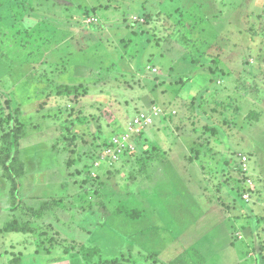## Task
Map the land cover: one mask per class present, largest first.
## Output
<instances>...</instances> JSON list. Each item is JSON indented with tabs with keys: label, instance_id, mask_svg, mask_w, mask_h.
Listing matches in <instances>:
<instances>
[{
	"label": "rangeland",
	"instance_id": "374dc122",
	"mask_svg": "<svg viewBox=\"0 0 264 264\" xmlns=\"http://www.w3.org/2000/svg\"><path fill=\"white\" fill-rule=\"evenodd\" d=\"M155 51L171 61L153 64L157 72L144 67ZM173 61L199 65L188 76L206 73L208 87L169 99L190 84L166 85L160 70ZM152 105L165 117L144 143L127 126ZM255 128L264 148V0H0V211L29 218L51 264H160L176 230L182 243L213 247L218 213L194 197L250 217L242 196L259 198L243 183L264 169L249 173L238 153ZM114 134L127 149L99 158ZM232 135L239 148L224 153ZM215 136L219 154L207 146ZM179 251L197 264L194 247Z\"/></svg>",
	"mask_w": 264,
	"mask_h": 264
},
{
	"label": "crops",
	"instance_id": "0c3cea01",
	"mask_svg": "<svg viewBox=\"0 0 264 264\" xmlns=\"http://www.w3.org/2000/svg\"><path fill=\"white\" fill-rule=\"evenodd\" d=\"M159 50V48H158ZM158 52V51H157ZM169 55L166 56L165 54L161 57L158 56V54H156V51L152 53V55L148 56L150 57L149 61L152 60V63L144 64V60L146 59L145 56H142V63L145 65H148L149 67H151L152 69L149 71H156L158 69H156V67H153L154 65H158V67H160L159 64H163L164 62H171L169 60ZM147 57V58H148ZM179 61H173V67L170 69L171 70H167L164 68H161L160 72L161 75L163 76V78L169 77L170 79L167 80V84L166 85H173L176 86L178 85V82H180V78L185 79V76L188 77V80L185 83H189L190 84L187 86L189 90H187L185 92L186 93H190L192 92L191 90L196 89L197 90H202V88L208 87V84L205 83V81L207 80L206 77V73L207 70H204L203 72L205 74H203L202 76H199L197 78H195L194 80L192 78H190L188 75L190 74V70L192 69V71L194 70H198L200 71V66L197 64H193L192 66H187V64H180L178 63ZM142 64V66H143ZM180 64L181 69L178 68V65ZM135 65V64H134ZM190 69V70H189ZM189 70V71H188ZM188 71V72H187ZM153 73V72H152ZM155 73V72H154ZM167 76H166V74ZM192 73V72H191ZM194 73V72H193ZM165 75V76H164ZM154 77H159V75H153ZM162 78V79H163ZM177 81V83H176ZM171 82V83H170ZM207 84V85H206ZM203 86V87H202ZM188 93V94H189ZM188 94H186V96H182L183 91L180 92V96L181 97H177L175 95H173L172 97H170L169 93L167 95V97L169 99H174L173 97L180 99L182 101L186 100L188 98ZM155 96H159L158 93L155 94ZM163 96H159V98H162ZM184 97V98H183ZM178 100V101H180ZM157 105V103H155ZM262 118L260 120L261 124ZM155 123V122H154ZM259 126V125H258ZM125 129V128H124ZM153 129H154V125H150L148 127H146L143 132L141 134H143L144 137V143H147L148 140L150 139V137L153 136ZM256 131L253 130L252 132H249V138H251L249 144H240V149L241 150H245L246 151H241L239 150L238 153V159L241 162V158L242 156L247 157V161L246 164L248 166L249 173H251L252 169H255V176L256 174L259 172L257 170H262L264 169V148L261 146L259 147L257 144H259L258 142H256V139L253 138V133ZM217 136H215L214 138H211V144H208V147H213L215 148V152L218 153V144L217 141L218 139L216 138ZM232 137V138H231ZM230 140L228 139L226 141L227 145L221 150L224 153H229L230 151V147H238L237 142L241 141L238 140L240 137H238V139H236L235 137H233V135L231 136ZM184 141H187L184 139ZM152 142V141H151ZM179 142V141H178ZM183 142H179V144L182 146ZM246 145V147L244 148V146ZM238 147V148H239ZM207 149V147H206ZM204 149V150H206ZM233 150H231L232 152ZM219 154V153H218ZM262 158V160H261ZM215 160V159H214ZM214 160H210V163L213 161L212 165H214V163H217ZM198 164V162H196ZM208 164V166L206 167H210L209 161H207L206 165ZM221 164H223V161L221 162ZM248 173V172H247ZM245 175H248V174ZM252 173V174H254ZM1 177V176H0ZM261 178L264 177H248L245 179L244 181V185L243 187H252L255 189V197L259 198V201H257L256 203L252 201V196H250V193L248 192V199H244L242 198V204L243 205H248L247 206V210L250 214V217L248 216H240L238 214V212H235L234 214H232L231 212H226L224 210H221L219 207L216 208L215 205H213L208 199L205 198V196L203 194H201L198 197H194L199 205V201H202L203 204H205L206 206H211L212 209H216V213H218V217L216 219V221L210 226V230H215L212 232V235L214 237L213 241H214V245L212 247L211 244H206L205 248H201L198 245H194L193 243H189L191 240H186V242L188 244L185 243V241H183V243L180 241V238H176V237H180V233L178 230H176V234L174 235L175 237V241L170 243L169 248H168V252L169 254L167 256L171 257V258H165L164 253L162 248L157 250V254L158 257L160 259L159 263L160 264H164L167 263L169 261H171V259L177 258L180 256V251L176 253V251H178L180 249V247L182 245H185L188 248L194 247L198 253L200 254V257L203 259V264H264V218H261V216H259V214L264 215V193H261V196H259L260 194L258 193L257 190H259L261 188L262 182ZM8 179V178H7ZM4 180L6 181V185L8 186V180H6V178L4 177ZM253 196V197H254ZM201 198V199H200ZM254 198V200L256 199ZM245 202H247L245 204ZM200 206V205H199ZM198 206V207H199ZM12 208H14L13 206H11ZM28 207H32L31 205H29ZM11 208V209H12ZM34 208V207H32ZM11 209H9V211H11ZM5 211L3 213H1L0 211V264H9L10 261L13 264H24V256H26L25 252L28 254V256L33 255V260L30 259L31 264H37V259L38 256H40V263L38 264H51L52 262L48 261L47 256L45 255L44 257L41 258V255L38 250L36 249L35 245H34V240L32 237V233L31 231L29 232H22V231H15V230H5L6 226H8L9 223H11L12 220H16L19 223H21V221H29V225L30 227H32L31 225H33L29 218L28 219H24V217L20 214H17L16 211H11V215L9 214V212L4 209ZM13 210V209H12ZM191 210L194 214H190V218L192 221H190L189 223H186V225L188 224H192L193 221L196 220V218L198 217L197 213L200 211L201 212V207H199V209H195L194 207H191ZM252 210V211H251ZM27 217V216H25ZM259 217V218H257ZM186 225L184 227H182L183 229L186 227ZM181 229V230H183ZM180 230V229H179ZM121 233V232H120ZM124 234V232H123ZM121 233V235H123ZM120 237V238H119ZM118 242L120 244L124 245V241H126V238H124L123 236H118ZM125 239V240H124ZM133 238H130V240H132ZM179 239V240H178ZM128 241V240H127ZM126 243H131V242H127ZM91 242V240H90ZM218 243L220 245V249L218 248ZM95 244H93L92 246H94ZM179 248V249H178ZM213 248H216V250H214ZM252 248V250H251ZM205 250V251H204ZM211 250V251H209ZM207 251V254L205 253ZM174 253V254H172ZM231 257H228V256ZM26 260V258H25ZM167 260V261H166ZM29 263V261H28Z\"/></svg>",
	"mask_w": 264,
	"mask_h": 264
},
{
	"label": "built area",
	"instance_id": "2783aa9c",
	"mask_svg": "<svg viewBox=\"0 0 264 264\" xmlns=\"http://www.w3.org/2000/svg\"><path fill=\"white\" fill-rule=\"evenodd\" d=\"M92 20H95V18L93 19V17H90L89 22H91ZM158 116L165 117V114H161V110L158 108V106L152 105L147 111H140L134 115L132 120L129 122V125L127 126V131L135 129L136 131L140 132L146 127L152 125L156 121V118ZM126 144V135L123 136L114 134L111 137V140H109V146L104 152H102L103 154L99 158L110 155V160H117L118 156L127 149ZM246 161L247 157L242 156L241 163L244 169H246ZM99 164L100 163H96V165ZM242 197L244 199H248V194L244 193Z\"/></svg>",
	"mask_w": 264,
	"mask_h": 264
},
{
	"label": "trees",
	"instance_id": "16d2710c",
	"mask_svg": "<svg viewBox=\"0 0 264 264\" xmlns=\"http://www.w3.org/2000/svg\"><path fill=\"white\" fill-rule=\"evenodd\" d=\"M212 79V76L210 77ZM142 133V132H140ZM12 171L9 169H7V173H5V176L10 180V183L12 184V182H14L13 184L16 183L15 181V176L14 174L12 175ZM15 189V187H12L11 185V192H12V198H13V190ZM14 199H16L17 202V198L14 196ZM125 214L128 217L131 218H137L138 217V212L137 210H133V209H129V208H124L123 209ZM26 225V226H25ZM5 230H15V231H22V232H29L31 231V227L27 224H23V223H19L16 220H12L11 223L8 224V226H6ZM88 249V248H86ZM9 264H13L11 261ZM164 264H183V261L180 259V257L174 258L171 261L164 263ZM197 264H203V259L200 257Z\"/></svg>",
	"mask_w": 264,
	"mask_h": 264
}]
</instances>
